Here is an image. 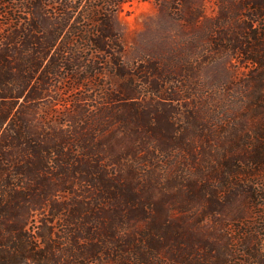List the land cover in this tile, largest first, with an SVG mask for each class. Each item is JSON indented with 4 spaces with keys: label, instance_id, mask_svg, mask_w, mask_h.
Masks as SVG:
<instances>
[{
    "label": "trees",
    "instance_id": "trees-1",
    "mask_svg": "<svg viewBox=\"0 0 264 264\" xmlns=\"http://www.w3.org/2000/svg\"><path fill=\"white\" fill-rule=\"evenodd\" d=\"M127 1L0 0V264H264V0L131 66Z\"/></svg>",
    "mask_w": 264,
    "mask_h": 264
},
{
    "label": "rangeland",
    "instance_id": "rangeland-1",
    "mask_svg": "<svg viewBox=\"0 0 264 264\" xmlns=\"http://www.w3.org/2000/svg\"><path fill=\"white\" fill-rule=\"evenodd\" d=\"M168 2L169 0H129L117 8L114 25L120 35L124 65L131 66L152 57H165L175 52H188V38L193 31L200 32V24L204 20L199 17L198 25L190 27L184 19L170 13ZM188 6L190 14L195 13L194 10L197 9H201L206 17L215 16L217 13L214 0H189ZM184 16H187V13H184ZM16 17L19 20L23 18L19 13ZM15 25L20 27L23 21ZM195 35L198 37L199 34L195 32ZM220 68L222 71L224 67ZM236 69L238 75L245 70L239 66ZM220 75L218 74L219 77ZM215 76L216 73L209 69L205 73L206 79L210 81L215 79ZM229 76L230 74L225 76V79Z\"/></svg>",
    "mask_w": 264,
    "mask_h": 264
}]
</instances>
